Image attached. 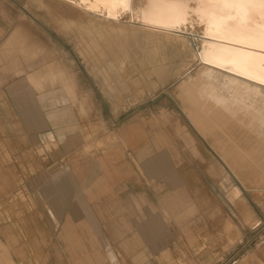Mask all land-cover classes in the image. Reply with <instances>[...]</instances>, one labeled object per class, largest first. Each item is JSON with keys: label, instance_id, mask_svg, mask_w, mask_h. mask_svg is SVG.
I'll use <instances>...</instances> for the list:
<instances>
[{"label": "crops", "instance_id": "0c3cea01", "mask_svg": "<svg viewBox=\"0 0 264 264\" xmlns=\"http://www.w3.org/2000/svg\"><path fill=\"white\" fill-rule=\"evenodd\" d=\"M20 85L0 86V264H228L241 251L236 264H264L241 210L230 218L144 109L90 135L64 92Z\"/></svg>", "mask_w": 264, "mask_h": 264}, {"label": "rangeland", "instance_id": "374dc122", "mask_svg": "<svg viewBox=\"0 0 264 264\" xmlns=\"http://www.w3.org/2000/svg\"><path fill=\"white\" fill-rule=\"evenodd\" d=\"M138 2L131 0L135 8ZM64 5L58 0H0V86L10 90L13 84H23L29 72L62 69L74 83V98L60 82L55 86L48 82L45 90L64 92L65 102L78 111L90 135L108 132L115 111L144 109L147 125L164 130L176 141L182 155L207 177L214 194L221 195L222 204L233 210L230 218L240 208L245 218L246 205L255 210L253 220L242 219L257 241L263 242L264 190H256L247 179L249 175L239 173L237 177L231 171L211 139L200 135L183 108L179 84L197 77L203 68L199 53L206 39L201 26H189L181 33L190 48L184 51L178 43L161 44L140 32L142 28L127 13L111 17V25L103 16ZM19 71L23 73L18 75ZM105 140L100 147L106 146ZM18 197L32 201L26 193ZM243 254L241 251L228 264H236Z\"/></svg>", "mask_w": 264, "mask_h": 264}, {"label": "bare ground", "instance_id": "6f19581e", "mask_svg": "<svg viewBox=\"0 0 264 264\" xmlns=\"http://www.w3.org/2000/svg\"><path fill=\"white\" fill-rule=\"evenodd\" d=\"M58 1L107 22L127 13L140 32L161 44L178 43L184 51L190 48L181 33L201 26L206 39L199 53L203 68L179 84L184 111L237 177L249 175L255 189L264 190V55L253 52L264 53V0H139L137 8L131 0ZM48 82L62 83L74 98V83L62 69L29 72L19 88L43 92ZM245 212L250 218L247 205Z\"/></svg>", "mask_w": 264, "mask_h": 264}, {"label": "water", "instance_id": "95a60500", "mask_svg": "<svg viewBox=\"0 0 264 264\" xmlns=\"http://www.w3.org/2000/svg\"><path fill=\"white\" fill-rule=\"evenodd\" d=\"M239 48V47H238ZM242 50H246L245 48H241ZM254 53H257V54H262V55H264V53H262V52H256V51H253Z\"/></svg>", "mask_w": 264, "mask_h": 264}]
</instances>
